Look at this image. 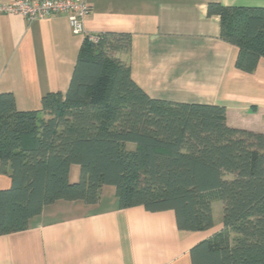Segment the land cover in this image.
I'll return each instance as SVG.
<instances>
[{
	"label": "trees",
	"instance_id": "1",
	"mask_svg": "<svg viewBox=\"0 0 264 264\" xmlns=\"http://www.w3.org/2000/svg\"><path fill=\"white\" fill-rule=\"evenodd\" d=\"M207 15L237 48L235 68L254 73L264 8L209 3ZM95 38H84L67 91L45 94L40 109L18 111L0 94V173L11 180L0 190V236L27 230L58 201L96 205L110 186L120 210L172 211L186 232L210 230L221 201L223 230L190 250L192 264H264V135L229 127L220 106L149 98L116 58L131 36Z\"/></svg>",
	"mask_w": 264,
	"mask_h": 264
},
{
	"label": "crops",
	"instance_id": "2",
	"mask_svg": "<svg viewBox=\"0 0 264 264\" xmlns=\"http://www.w3.org/2000/svg\"><path fill=\"white\" fill-rule=\"evenodd\" d=\"M84 2L85 36H131L130 50L116 58L149 98L220 106L229 127L264 135V60L252 74L237 70V48L221 39L219 17L207 15L209 3L264 8V0ZM83 40L65 15L28 22L0 13V94H12L18 111L40 109L45 94H64ZM79 172L71 167V183ZM10 186L0 173V190ZM218 202L210 230L186 232L177 229L172 211L120 210L115 189L106 186L96 205L58 201L27 230L0 236V264H192L190 250L223 230Z\"/></svg>",
	"mask_w": 264,
	"mask_h": 264
},
{
	"label": "built area",
	"instance_id": "3",
	"mask_svg": "<svg viewBox=\"0 0 264 264\" xmlns=\"http://www.w3.org/2000/svg\"><path fill=\"white\" fill-rule=\"evenodd\" d=\"M0 13L19 15L28 22L65 15L73 34L88 37L93 42L96 40L95 35L85 36L83 22L89 8L84 0H13L0 6Z\"/></svg>",
	"mask_w": 264,
	"mask_h": 264
},
{
	"label": "rangeland",
	"instance_id": "4",
	"mask_svg": "<svg viewBox=\"0 0 264 264\" xmlns=\"http://www.w3.org/2000/svg\"><path fill=\"white\" fill-rule=\"evenodd\" d=\"M130 148H133V146L132 145H128ZM218 204L220 205L221 203L220 202H218ZM218 205H215V207H214V215L215 216H217L218 215V207H217Z\"/></svg>",
	"mask_w": 264,
	"mask_h": 264
}]
</instances>
